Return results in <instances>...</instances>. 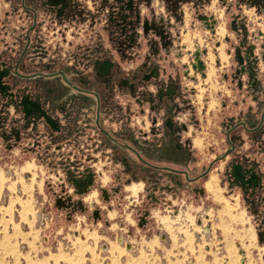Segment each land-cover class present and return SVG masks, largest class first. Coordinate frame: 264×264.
Wrapping results in <instances>:
<instances>
[{"label": "rangeland", "instance_id": "rangeland-1", "mask_svg": "<svg viewBox=\"0 0 264 264\" xmlns=\"http://www.w3.org/2000/svg\"><path fill=\"white\" fill-rule=\"evenodd\" d=\"M74 1V9L58 15L44 0H0V70H7L6 90L0 93V264H240L241 248L247 253L244 264H264V242L256 239V234L264 236V37L254 35L257 30L264 36V16L256 0H133L131 12L120 0ZM157 3L163 4V21H158ZM213 9L221 11L225 28L220 24L210 33L196 17ZM187 16L194 28L186 25ZM181 35L187 50L194 42L206 45L203 56L211 52L204 78L194 71L193 81L183 75L181 59L187 56L189 63L191 56L180 44ZM106 59L112 72L104 77L97 65ZM154 69L158 76L142 81ZM173 85L176 95L160 100L159 93ZM23 96L38 102L59 131L37 115L26 119L19 106ZM34 157L38 166L62 169L70 181L79 176L83 182L102 170L103 183L112 180V191L102 189V200L143 188L152 204L167 210L162 226L150 222L139 229L126 222L133 224L129 238L139 250L136 255L114 240V224L107 230L98 223L94 246L89 238L80 240L82 230L91 227L86 221L81 227L61 223L63 228H54L44 244L45 232L29 220L36 209L32 187L37 175L31 171L29 183L20 175L32 168ZM237 163L255 169L257 187L239 185L233 177ZM10 166L20 172L25 196L6 177ZM183 174L199 183L189 191L184 216L173 221L168 206L180 197ZM204 207L213 238L196 242L193 232L200 230L193 220ZM114 214L118 218L119 210ZM255 224L262 227L254 229ZM164 228L183 233L184 241L170 237L169 247L146 238V232ZM59 236H67L70 247L50 251ZM244 237L256 242L245 245ZM152 240L161 259L147 263L140 246ZM100 242L107 251L98 247ZM219 244L225 259L218 254Z\"/></svg>", "mask_w": 264, "mask_h": 264}, {"label": "built area", "instance_id": "built-area-1", "mask_svg": "<svg viewBox=\"0 0 264 264\" xmlns=\"http://www.w3.org/2000/svg\"><path fill=\"white\" fill-rule=\"evenodd\" d=\"M86 1V0H85ZM180 47V46H179ZM185 68V67H183ZM186 70L188 68L186 67ZM204 70V69H203ZM203 70L201 72L204 74ZM185 71V70H184ZM194 73L198 74L196 71ZM185 76V74H183ZM205 75V74H204ZM204 78V77H202ZM190 124L196 126V121L191 120ZM32 142H27V146H32ZM6 177L12 181L16 182L15 184V191L21 196H25L23 190H22V185L18 181V176L19 174L17 172V169H12V168H7L4 170ZM22 180L26 183H28L31 178L32 174L25 171L20 173ZM101 176V173L95 172L93 175V178ZM38 177L44 182V186L50 193V195L45 194V196H39L35 195L33 198L34 206H35V212L32 216H29V220L33 223V226L37 229H40L45 232L44 234V244H49L50 238L52 235L55 233L54 228L60 227L63 228V224L69 223L71 221H74L76 226L81 227L84 224V221H87V218L85 213L82 214H71L69 215V218H65L64 214L59 213L58 217L53 216L55 210V200L53 194L58 192L61 188L65 187L66 184V173L62 169H50L45 166H40V171L38 174ZM72 187L68 186L65 188V192L67 194H72ZM127 193V192H126ZM89 196L86 195L85 198ZM147 200L144 192L138 191L135 194L128 192L127 194H124L121 199L116 200L113 202L112 200L108 201L107 203H103L101 207L99 208L100 210V223L104 224L105 229H111L113 228V224L116 226L118 229L117 232H115L114 240L118 243V245L121 248H124L128 253L131 255H136L138 254V249L136 246L131 244V240L129 238V230L130 227H132L133 224L126 222L130 219L133 222H135L136 217L138 214L147 207ZM85 207L88 212H91L92 209L95 207V202L93 200L91 201H86L85 202ZM116 210H119L120 216L118 218H114L115 214L112 215V213H116ZM86 211V212H87ZM184 208H177V209H171L169 211V217L171 220L175 221L179 214L182 213L184 216ZM208 208L204 207L202 212L199 213L195 219L193 220V223L196 227L199 228V232H193V239L198 242V241H207L213 238L212 233L210 232V217L207 214ZM57 212V211H56ZM58 213V212H57ZM60 219V221H59ZM115 220V221H114ZM115 222V223H114ZM25 228V225H22ZM50 226V227H49ZM130 226V227H129ZM47 232V234H46ZM101 233H108L107 231L101 230ZM74 237L76 238L77 234L76 231L73 232ZM146 238H154L156 237L158 242L161 245L164 246H171L172 240L169 236V234L161 229L155 230L153 232H146ZM185 239V235L183 233H175L174 240L175 243H180L183 242ZM89 245L94 246L95 243L89 239L88 240ZM71 245L70 241L68 240L67 236H59L57 239H55L54 242H52L50 246V251L56 252L59 248L62 249H67ZM98 247L102 251H107L108 246L105 244V242H100L98 243ZM219 250L218 254L220 257L225 259V251L221 244H219ZM242 256V255H241ZM240 264H244V257L242 256L240 260Z\"/></svg>", "mask_w": 264, "mask_h": 264}, {"label": "crops", "instance_id": "crops-1", "mask_svg": "<svg viewBox=\"0 0 264 264\" xmlns=\"http://www.w3.org/2000/svg\"><path fill=\"white\" fill-rule=\"evenodd\" d=\"M196 126H197V121H196ZM31 161H32L34 167L32 165V168H30L29 171H27V172L31 173V171H34L37 175L35 179H36V181H38V183H35L32 187V194L33 195H39L40 194L39 196H41V197L45 196V194L50 195V193L48 192V190L44 186V182L38 177V174L40 171V166H38L36 158L35 157L32 158ZM10 168L16 169L13 166H10ZM97 172L101 173V176H99V178L96 176H95V178L92 177L91 184L87 185V183H84L83 187H81V188H76L74 186V183H71V181L75 180V179H72L70 181L69 180V174L66 173L65 187L61 188L58 192L53 194L54 200H55V210L58 213L64 214L66 219L69 218V215H71V214L85 213V215H86L85 218H87L86 222H90L91 227H89V228L87 227L84 230H82L81 235H80L81 241H83L82 239L86 240L89 238V239L94 240V238H96L95 237L96 236L95 227L98 225V223H100V219H99L100 218V211H99L100 209L99 208L101 207V205H103V203H107L108 201H110V200H102L101 198H99V195H100L102 189H106V191H103V192H107V193H108L107 190L112 191V188H111L112 187V182H111L112 180L110 179L111 180L110 182L103 183V181H102L103 180V171L97 170ZM31 174H33V173H31ZM78 177L79 176H77L76 180L78 179ZM183 179L185 180V182H183V188L181 190L177 189V191L180 192V194H178V195H180V197L179 196L175 197L176 201L172 203L173 206H170V205L168 206V208H169L168 212L171 209H177V208H184V210L185 209L188 210V208L190 206L188 204V197L191 195V193L189 194V191H194V189L192 187L195 188L196 185H198L199 181L198 180L197 181L196 180L190 181L188 178H186V174L185 175L183 174ZM212 180L213 179H211V181ZM39 182H42L41 186L39 185ZM68 186L72 187V190H73L72 194H67L65 192V188ZM209 186L210 185H208V187ZM140 190H142V192H143V188H140ZM131 193L135 194L136 190L135 191L131 190ZM86 195H94L92 200L95 202V207L92 209L91 212H88L86 210V207H85V202H86L85 196ZM149 197H150V195L148 196L146 194V200H147L148 206L138 214V216L135 219V222H133V224L136 225L137 228H139V229L146 228L150 222H155L157 225H160V227H161L162 226L161 218H162L163 214H165L164 211L167 212L166 209H161L162 207L160 206V204H157V203L152 204L153 201L150 200ZM167 197H171V196L168 195ZM115 200H112V201L115 202ZM150 201H152V202H150ZM196 212L197 211H195V210L191 211L192 214H195ZM112 214L114 215V213H112ZM252 227H254V229H256L257 227H262V226L255 224V226L252 225ZM163 230L164 231L166 230L165 232H167L171 238L175 236L174 233L168 231L167 229L164 228ZM256 239L258 241V244L259 243L262 244L264 242V236H262V235L258 236L256 234ZM254 241L255 240H252L250 237H244V243L243 244L252 245V244H254ZM157 245L158 244L155 242V240L149 241L147 244H145V246L141 245L140 246L141 247L140 253H141V255H143L142 259H144L145 257H148V258H145L146 262L148 260H151V262H155V261H158L159 259H161L160 256L157 255L154 251V248L158 247ZM224 246L226 247V244H224ZM230 246L231 245H228V248L226 250L227 251L229 250V253H231V251L233 253V250H231ZM235 246L240 247L241 245H240V243H236ZM119 252L120 251H118L117 249H115V250L113 249L112 255L113 256L118 255ZM166 253L167 252H164L161 257H163ZM238 254L242 255L244 258L247 257V253H246L245 248L244 249L241 248V250H239ZM202 259L203 258L199 256V260L202 261ZM172 263L173 264H180L177 260H172Z\"/></svg>", "mask_w": 264, "mask_h": 264}, {"label": "flooded vegetation", "instance_id": "flooded-vegetation-1", "mask_svg": "<svg viewBox=\"0 0 264 264\" xmlns=\"http://www.w3.org/2000/svg\"><path fill=\"white\" fill-rule=\"evenodd\" d=\"M44 3L47 4L48 6H50L52 9H54V11L58 15H63L64 11L68 7H71V9H74V7L77 5V3L74 0H72V1L71 0H44ZM120 3L122 5V9H124L126 11H130V12L132 11L133 0H120ZM212 4H214V2ZM256 6H257L259 12L264 16V0H256ZM157 11H158V18H159L158 21H163V19H164L163 4L157 3ZM212 11H213V13L209 16L204 15L202 13H199V14H197V17H196L197 20L201 22V24L203 23V25L205 26V29L210 31V33L216 32L218 25L223 24V26H224L223 15H222L221 11H218L216 9H213ZM185 21H186V25H187L189 22V16L186 17ZM256 22L260 23L261 21H260V19H256ZM194 26H195L194 21L190 20L189 27L194 28ZM224 28H225V26H224ZM185 29H189V28L185 27ZM186 33L189 34V32H185L184 34H186ZM183 35H181L180 44H181L182 48L184 49V52L185 53L189 52V54L191 56L189 63H188L189 60H188L187 56H183L181 59V63L185 64L184 67L188 68V70H185L183 74H185L186 79L189 78V79H191V81H193L195 78L194 76H192L193 71H196L197 73L199 72L198 74L200 75L201 78L205 76L201 72V70L205 69V65H207V66L209 65L208 61H206V57H207V54L211 53V52L206 50V54L203 56V53H204L203 49L206 47L205 44L202 48L194 47V49H192V50H187L186 46L182 43V36ZM190 35H192V34H190ZM254 35H256V37L258 39H262V37H264L262 32L257 31V30L254 32ZM225 37H227V36H224L223 38H225ZM169 49H170V45H168V47L165 49L167 51V53H169ZM177 49H178L177 54L182 53L181 47H177ZM184 58H186V60H183ZM187 63H188V65H187ZM221 63H223V62L221 61ZM213 64H216V65L219 64V59H217L215 57L213 60ZM97 67L99 69V73L102 74V76H104V77L109 76L112 72V63L108 59H106L105 61L99 62ZM158 74L159 73H158L157 69H154L150 74L143 75L142 81H147V80L149 81L151 79L152 75L158 76ZM0 75L2 76L0 82H1V85H3L2 79L7 75V70L6 69L0 70ZM185 86H189V84H185ZM4 90L2 91V93L4 92ZM175 95H176V87L174 85L168 88L166 94H162V92L159 93L160 100H162V98H163L162 96H175ZM196 97L197 96H195V99H196ZM195 101H197V100H195ZM41 111L44 112V114L48 117L49 121L52 123V126H53L54 120L50 116H48L47 113L43 109H41ZM192 120H194V119H192ZM43 121L45 122V120H43ZM143 162H145V161H143ZM234 176L238 180H236L235 178L234 179L236 181H238L239 185L242 187L247 186V183L252 185V183L255 181V179L250 178V175L245 176L241 172V170L237 167L234 168Z\"/></svg>", "mask_w": 264, "mask_h": 264}, {"label": "water", "instance_id": "water-1", "mask_svg": "<svg viewBox=\"0 0 264 264\" xmlns=\"http://www.w3.org/2000/svg\"><path fill=\"white\" fill-rule=\"evenodd\" d=\"M152 77H156V75H152ZM64 78V77H63ZM5 86V90H6V85H4ZM4 90V91H5ZM0 93H2V92H0ZM29 97H27V96H23L22 97V99L20 100V102H19V106L22 108V113H23V115H24V117L27 119L29 116H31V115H37V117L38 118H42V119H44L45 117H44V115H42V114H40L39 113V110L40 109H42V107H41V105L38 103V102H36V101H34V100H32V99H28ZM26 99V100H25ZM29 100V101H28ZM25 102H28V103H30L29 105H31L32 106V108H33V110L31 111V112H29V113H27L26 111H25ZM38 111V112H37ZM46 123L51 127V129L53 130V131H59V128H57V126H56V124L55 123H53V126L52 125H50L47 121H46ZM239 168L240 170H241V172L245 175V176H247V175H250V178H253V179H255V181L252 183V185H250L249 183H247V186H243V187H253V188H255V187H257L258 186V175H257V173H256V171H255V169L253 168V167H249V168H243V167H241V165H240V163H237L235 166H234V168ZM234 168H233V170H234ZM233 177L236 179V177L234 176V171H233ZM236 180H238V179H236ZM91 182H92V177H91V175H87L86 177H85V180L83 181V182H81V181H79V180H73V183H74V186L76 187V188H81V187H83V184L84 183H87V185H90L91 184ZM242 187V186H241Z\"/></svg>", "mask_w": 264, "mask_h": 264}, {"label": "bare ground", "instance_id": "bare-ground-1", "mask_svg": "<svg viewBox=\"0 0 264 264\" xmlns=\"http://www.w3.org/2000/svg\"><path fill=\"white\" fill-rule=\"evenodd\" d=\"M221 33H222V31H221ZM222 35V34H221ZM185 39H186V37H185ZM196 43H194V42H192L191 43V47H193V49H194V47L196 46V47H201V46H199V44H198V46L197 45H195ZM197 55V54H196ZM211 57H213V56H211ZM211 57H209V58H211ZM214 60V59H213ZM209 62H211V60L209 61ZM212 63V62H211ZM212 66V65H211ZM208 75V74H207ZM1 78H2V76L0 75V81H1ZM5 89V86H3V85H1V82H0V91L2 92L3 90ZM26 100V99H25ZM30 103H28V102H25V111L27 112V113H29V112H31L32 110H33V108H32V106L31 105H29ZM38 112V111H37ZM39 113L40 114H42V115H44V120H45V122L47 121L50 125H52V123L49 121V119H48V117L44 114V112H42L41 111V109L39 110ZM135 187H133V189H134ZM138 188V187H137ZM209 188H211V186H209ZM132 189V188H131ZM132 191H135V189L134 190H132ZM89 201H91V200H89ZM88 201V202H89Z\"/></svg>", "mask_w": 264, "mask_h": 264}]
</instances>
